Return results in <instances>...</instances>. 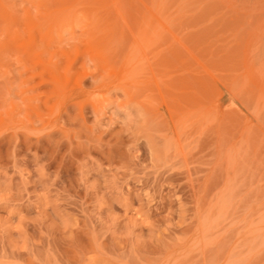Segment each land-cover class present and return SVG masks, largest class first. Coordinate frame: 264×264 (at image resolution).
<instances>
[{"label":"rangeland","instance_id":"1","mask_svg":"<svg viewBox=\"0 0 264 264\" xmlns=\"http://www.w3.org/2000/svg\"><path fill=\"white\" fill-rule=\"evenodd\" d=\"M0 264H264V0H0Z\"/></svg>","mask_w":264,"mask_h":264}]
</instances>
